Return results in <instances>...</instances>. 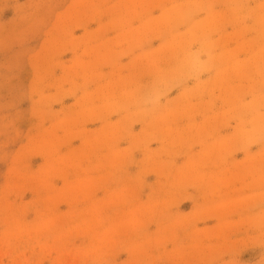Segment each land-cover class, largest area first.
<instances>
[{
    "label": "rangeland",
    "instance_id": "obj_1",
    "mask_svg": "<svg viewBox=\"0 0 264 264\" xmlns=\"http://www.w3.org/2000/svg\"><path fill=\"white\" fill-rule=\"evenodd\" d=\"M0 264H264V0H0Z\"/></svg>",
    "mask_w": 264,
    "mask_h": 264
}]
</instances>
